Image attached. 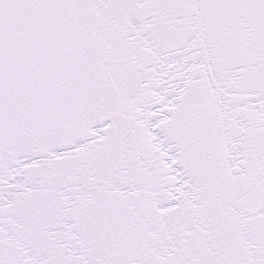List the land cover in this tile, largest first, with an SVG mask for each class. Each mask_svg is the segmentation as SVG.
Masks as SVG:
<instances>
[{
	"label": "snow or ice",
	"instance_id": "snow-or-ice-1",
	"mask_svg": "<svg viewBox=\"0 0 264 264\" xmlns=\"http://www.w3.org/2000/svg\"><path fill=\"white\" fill-rule=\"evenodd\" d=\"M0 264H264V0H0Z\"/></svg>",
	"mask_w": 264,
	"mask_h": 264
}]
</instances>
